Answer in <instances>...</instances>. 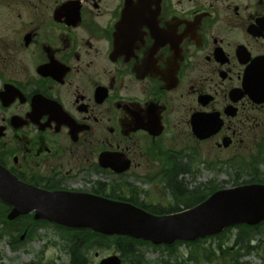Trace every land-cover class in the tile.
Wrapping results in <instances>:
<instances>
[{
  "label": "flooded vegetation",
  "instance_id": "obj_1",
  "mask_svg": "<svg viewBox=\"0 0 264 264\" xmlns=\"http://www.w3.org/2000/svg\"><path fill=\"white\" fill-rule=\"evenodd\" d=\"M197 116L222 127L199 140ZM182 128L203 159L264 149V0H0V166L20 183L163 213Z\"/></svg>",
  "mask_w": 264,
  "mask_h": 264
},
{
  "label": "water",
  "instance_id": "obj_2",
  "mask_svg": "<svg viewBox=\"0 0 264 264\" xmlns=\"http://www.w3.org/2000/svg\"><path fill=\"white\" fill-rule=\"evenodd\" d=\"M204 126L197 121L194 130L207 138L212 133L207 124ZM25 192L37 198L28 201ZM0 199L13 207L8 216L10 221L34 213L37 221L69 229H88L108 237H128L156 246L195 242L233 226L264 223V185L259 184L222 190L191 210L156 216L109 199L41 191L19 183L0 168ZM101 264L122 263L114 256Z\"/></svg>",
  "mask_w": 264,
  "mask_h": 264
},
{
  "label": "rangeland",
  "instance_id": "obj_3",
  "mask_svg": "<svg viewBox=\"0 0 264 264\" xmlns=\"http://www.w3.org/2000/svg\"><path fill=\"white\" fill-rule=\"evenodd\" d=\"M191 139L190 131L186 130L184 132L182 128V141H189L183 143V145L190 149V158L193 160L190 167L191 173L182 177V186L188 187L190 191L197 188L202 190L201 188H209L211 185L219 188L224 185H226L224 187H232L236 178L234 171L227 167L218 166L210 169L208 163L214 161L210 159L213 152L209 154V159L206 156V159H203V156L199 155L197 146L193 145L195 142H191ZM191 148L193 151L197 150V153L191 154ZM256 152L252 151V153ZM203 160L204 162L201 163ZM260 170H262L260 172L264 179V165L260 166ZM249 177V175H240V181L250 180ZM142 188L147 190L150 186ZM160 202L162 203V205H158L160 208H169L173 201L172 197L165 191L164 200L158 201V203ZM7 229L10 230L12 227ZM34 231L36 232L35 236L26 237L22 241L21 249L17 252L11 249L7 240L1 239L0 264H71L69 249L71 243L70 240L67 241L61 236V231L51 226H37ZM9 232L11 231H7V233ZM241 234L244 236L240 239L242 243L237 244L236 239ZM89 238L87 234L80 235L78 241L83 243V241H89ZM102 242L103 245L99 246L96 245L98 243L97 239L86 243L88 247L84 249L83 253L87 258V264H99L104 258L121 254L113 241L102 240ZM92 243H95V245ZM250 243H253L254 249L248 248ZM221 244L224 245L223 252H226V254L218 251V246ZM137 249L140 251L138 255L140 258L138 259L142 261V264H236L237 262L238 264H262L264 262V227L250 232L233 229L220 238L205 241L198 246L181 245L171 250L151 246H137ZM211 252H214V255ZM192 256L196 259H193ZM125 260V264H130L127 259Z\"/></svg>",
  "mask_w": 264,
  "mask_h": 264
},
{
  "label": "trees",
  "instance_id": "obj_4",
  "mask_svg": "<svg viewBox=\"0 0 264 264\" xmlns=\"http://www.w3.org/2000/svg\"><path fill=\"white\" fill-rule=\"evenodd\" d=\"M251 170V181H245L243 183H239L237 180L234 183V186H239V185H244V184H253V183H264V179H261L260 175V170L258 167H252L250 168ZM190 172V168H188L187 166H182V175L187 174ZM177 177H175V180L173 179L170 183V188H171V192H172V197L174 200H177L178 206L176 207V210H171L170 212H165V213H160L158 211L154 212L151 211L152 213L156 214V215H163V214H170L173 212H178L181 209L179 208V205H182V207L184 209H189L192 208L200 203H202L203 201H205L208 197H210L212 194H214L217 190L224 188L223 186L221 188L217 187V186H209V188H201L202 190H200V188L194 189V191H190L189 188L187 189L186 187L181 188V183L177 182ZM183 183V180H182ZM182 189V190H181ZM8 207H3L0 206V222H5V218H6V211ZM30 220L32 221V223L36 224L37 222H34L32 218H30ZM20 221H25L22 220L21 218L18 219L17 221L13 222V223H6V226L12 227V229H10L9 233H3V236L1 237V239L5 238L7 240V242L9 243L11 249L15 252H17L18 250L21 249V241H20V234L23 233L24 228V222H20ZM15 225V226H14ZM59 230H62L64 233L62 234V236L64 238H66L67 241L70 240L71 245H69V249H70V254H71V264H87V258L84 255V249H86L87 246V242H92V240H98V243L96 244L97 246L99 245H103L102 240L105 241H113L114 244L117 246L118 251L121 253V255L123 256L124 259H127L128 262L130 264H142L141 260H139L138 258H140V256H138L140 254V251L137 249V246H152L151 244L145 243V242H141V241H137L134 239H130V238H123V237H115V238H109V237H103L100 235H97L91 231L85 232V231H73V230H66V229H62L57 227ZM67 233V234H66ZM32 234H34V231L32 232ZM87 234L89 235V241H83V243H80L79 240V236L80 235H84ZM242 243V241H241ZM93 245H95V243H92ZM167 248V247H165ZM212 255H214V253H211ZM76 256H79L76 258Z\"/></svg>",
  "mask_w": 264,
  "mask_h": 264
},
{
  "label": "bare ground",
  "instance_id": "obj_5",
  "mask_svg": "<svg viewBox=\"0 0 264 264\" xmlns=\"http://www.w3.org/2000/svg\"><path fill=\"white\" fill-rule=\"evenodd\" d=\"M19 192H22V191H19ZM16 196H18V194L14 193ZM20 194H23V193H20ZM25 194V199H27L28 201H33L34 199H36L37 197L36 196H32L30 194H27L26 192L24 193ZM33 194V193H31ZM20 197V195H19Z\"/></svg>",
  "mask_w": 264,
  "mask_h": 264
}]
</instances>
